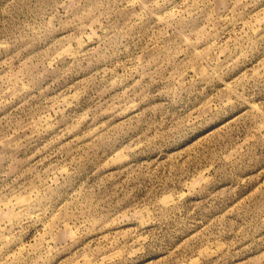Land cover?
I'll return each mask as SVG.
<instances>
[{"label": "rangeland", "instance_id": "rangeland-1", "mask_svg": "<svg viewBox=\"0 0 264 264\" xmlns=\"http://www.w3.org/2000/svg\"><path fill=\"white\" fill-rule=\"evenodd\" d=\"M0 264H264V0H0Z\"/></svg>", "mask_w": 264, "mask_h": 264}]
</instances>
